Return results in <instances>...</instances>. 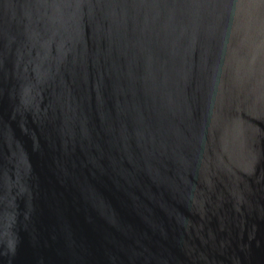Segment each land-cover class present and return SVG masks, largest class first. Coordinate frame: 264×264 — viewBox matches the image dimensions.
Segmentation results:
<instances>
[{"label": "water", "instance_id": "95a60500", "mask_svg": "<svg viewBox=\"0 0 264 264\" xmlns=\"http://www.w3.org/2000/svg\"><path fill=\"white\" fill-rule=\"evenodd\" d=\"M0 264H264V0H0Z\"/></svg>", "mask_w": 264, "mask_h": 264}]
</instances>
